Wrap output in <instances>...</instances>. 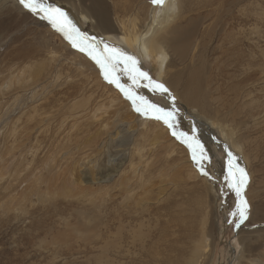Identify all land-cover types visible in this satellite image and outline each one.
<instances>
[{
    "label": "rangeland",
    "instance_id": "obj_1",
    "mask_svg": "<svg viewBox=\"0 0 264 264\" xmlns=\"http://www.w3.org/2000/svg\"><path fill=\"white\" fill-rule=\"evenodd\" d=\"M138 1L118 0V3L121 6L123 4V8L128 5H130L128 7H134ZM57 2L58 0H48V3L54 7ZM22 7L19 0H0V129L13 128L21 118L20 123L17 124L19 126L17 133L24 132L25 134L19 136L15 146H13L11 138L2 139L4 137H0V177L3 175L0 178V264H97L93 260V253L90 249L92 246L89 245V241L93 234L92 225L99 224L101 218H98V213L96 215L86 213L83 217L79 216L80 214L77 212L80 209L84 212L86 210L81 208L83 205L70 206V202L74 201L64 198L63 195L61 197L60 194H63L65 185H60V182L64 179L65 174L73 168L75 169L74 173L80 172L81 178H84L87 183L92 181L91 176L97 178L98 181H104L102 178L109 172L113 174L114 167L107 168L106 173L102 171L96 174L90 172V168L86 171H81V169L99 161L104 165V163L108 164L109 160L116 159L113 155L118 152L116 151L117 146L119 145V149L122 150L128 148L127 146L134 139L132 136H135L136 129H130L129 125L122 124L118 130L103 133L95 120L92 122L88 120L87 115L92 117L94 111L91 114L86 112L85 103L81 101L85 98L80 94H75L76 91L69 92V84L65 83L62 77L61 80L57 78V65L50 62L49 59L54 54L51 50L45 49V40L49 41L51 49L57 45V37H53L55 32L53 27L47 20L41 19L38 15L30 13ZM134 9L132 8V12L128 16L135 13ZM5 14H8L6 21L4 20ZM193 19L190 50L183 58L173 60L171 64L173 67L169 68V70L171 69L169 71L170 80L181 77L177 82L178 85L170 87L160 81L150 67L141 63L143 70L148 71L155 80L164 83L170 90L175 97L174 104L167 96L153 94L146 88H138L136 92L143 95L144 91H149L148 100L153 98L159 100L157 104L161 107L178 109L175 127L178 135L188 133L191 137L188 128H190L189 123L192 122L197 128L202 126L210 140H212V135H215L214 137L218 140L215 142L218 153L210 156L209 150L207 151L211 162L205 164V168L209 174L220 175L222 181L217 182L218 190H214L212 181H210L213 175L204 176L201 174L192 160V149L181 142L183 137L177 139L168 129L170 131L169 138L175 143V154L172 158L178 161L173 162L172 159H169L171 162L166 163L167 161L164 159L168 157V149L152 151L151 162H153L154 168L152 167L150 171L152 177L149 178V180L152 179L150 180L152 182L146 186L151 185L152 191L158 195V198L168 199L167 209L169 214H172L168 221L170 223L176 224L181 221L190 226L194 213L200 212L199 206L204 213L213 216L216 226L214 231L216 236V253L214 255L216 258L212 264H220L219 260L223 254L227 260L229 259L226 264H234L235 260L230 261L232 250H236V254H239L238 250L239 252L244 251V247L238 244L239 233L242 231L248 233L257 231L255 238L261 242L259 246L262 245L261 249L264 252V0H215L200 16L197 18L195 16ZM71 22L79 29L80 33L91 38L87 27L82 28V25L74 20ZM28 30L30 31L27 32ZM95 46L97 49L101 47L100 43ZM71 48L73 51H79L72 45ZM82 53L101 73L95 62L86 53ZM170 73H173L172 76ZM99 75L101 79H104L102 73ZM193 77L203 80L197 88L198 104L200 105L198 109L235 130L233 140L236 137L238 140L240 139L242 145L240 153L233 148L229 139H224L219 135L217 130L209 125V122L199 120L190 111V108H187L188 105H185L187 103L183 102L181 96L187 88L186 82ZM20 78L21 81L18 82ZM74 79L77 80V78ZM124 79L127 78H123L121 82ZM46 83L49 85L48 88ZM50 83L53 84V87ZM36 90L37 94L42 97L40 98L36 94L37 99L29 98V100L28 97L35 94ZM29 91L30 96H28ZM39 91H42L43 94H40ZM121 95L123 94L121 93ZM39 98L40 102H38ZM128 102L131 103L129 100ZM153 103L156 104V102ZM29 106L33 107L32 110ZM36 107L39 108L37 109L38 114L33 112ZM187 109H189L187 112L189 115L186 114ZM32 112L33 114H31ZM134 112L136 113V111ZM28 117H31L30 121ZM32 117L34 118L32 119ZM151 121L157 120L151 119ZM211 129L213 132L209 131ZM9 132L7 130V135ZM25 132L29 138L35 132L36 135L37 133L40 135L38 134V139H29L25 137L27 135ZM86 132L88 133L86 134ZM100 135L102 136L99 137ZM230 140H232L231 137ZM190 142L192 143V140ZM195 143L193 140V149H195ZM168 144L166 140L162 142V146ZM27 145L38 146V154H41L30 170L27 168L32 158L28 155L30 158L28 160L25 155L30 152ZM204 148L207 150V147L204 146ZM225 149L237 157L239 156L237 162L240 167L246 168L248 174V184L243 192L248 203L247 218L239 224V227H236V224L239 223L238 218L232 216V213L237 211L239 197L225 186L224 176L228 172V157ZM242 152L246 154L247 159L249 158L248 161L250 160V170L249 166L244 167L241 162L240 154ZM244 153L242 154L245 156ZM126 154L125 156V153L121 152L117 158L126 157L120 162L123 163V169L128 172L130 160L128 151ZM215 155L217 156L215 157ZM53 158L56 160L52 161ZM25 159L28 160V164ZM152 172L155 173L152 174ZM59 175H61V179L58 178ZM34 177L40 179L43 191L46 186H49L45 188V191L49 196L51 193V198L48 195L45 199L39 198L40 189L35 184ZM37 189L39 190L37 191ZM115 190L112 189L111 194L115 200L121 201L119 200L120 195H118L120 194L119 188ZM162 190L164 191L160 194ZM207 190L209 193H206ZM135 192L137 193V196H134L135 200L140 199L144 193L137 188ZM52 201L53 203L58 202V204H53ZM50 203L56 204V213L51 211L53 205L50 206ZM150 203L154 202L150 201ZM42 206L44 212H39ZM19 208H27V213H19ZM91 220L95 222L88 223ZM191 230L194 229L191 228ZM94 232L96 231L94 230ZM185 247L187 250H191L194 245L187 244ZM160 249L161 257L165 256V251ZM236 254L235 257H239ZM167 255L170 260H173L172 254L168 252ZM116 263L126 264L119 261Z\"/></svg>",
    "mask_w": 264,
    "mask_h": 264
},
{
    "label": "bare ground",
    "instance_id": "obj_2",
    "mask_svg": "<svg viewBox=\"0 0 264 264\" xmlns=\"http://www.w3.org/2000/svg\"><path fill=\"white\" fill-rule=\"evenodd\" d=\"M214 1L215 0H166L164 7L160 8L158 6H153L150 0H139L136 6L128 7L130 6L128 5L127 7L123 8V4L121 6V4L118 3V0H58L55 7H59L63 11H65L68 14V18L79 22L82 25V28L87 27L89 36L91 38H96V44L99 43V41H103L109 45L120 47L126 51L131 52L133 55H136L141 59L144 66L150 67L151 70L156 73L157 78L160 81L172 87L178 85L177 82L181 77H178L176 79L174 78L175 80H170L169 71H171V69L169 70V68L171 67L173 60H179L183 58L190 50V41L192 38V35H190V33L191 24L194 21L193 17L195 18L196 16L197 18L198 16H200L204 10L208 9L214 3ZM132 8H135V13L128 16V14L132 12ZM16 9L18 8L16 7ZM7 15L4 20L8 17ZM29 31L30 30H28L27 32ZM54 31L53 37H57V45H54L51 49L49 47V41L45 40V49L49 51L51 50V52L54 54V57L52 56L49 59L50 62H54L55 65H57V78L60 79L62 77L63 81L69 84V92L76 91L75 94H80L82 97H84L85 99L81 101L85 103L84 107L87 108L86 112L88 111L91 114L94 111L92 117H98L94 119L91 116L87 115V117L89 118L88 120H90V122H92V120H95L100 126V131L103 133L111 132V130H118L122 124L129 125L130 129H136L134 131L136 132L135 136H132L134 137L133 141L131 140L132 142H130V145L128 143L129 146H127L126 144L128 148L122 150L121 148L119 149L118 145V149L116 148L117 150L113 149L114 151H118L113 155L116 159L109 161L107 160L108 164L103 162L104 165L100 163L101 161H99L92 166H86V168L81 169V171H86L89 170L88 168H90V172H94L96 174L98 172L101 173L102 171H105L106 173L107 168L114 167L112 171L113 174L109 172L105 175L104 178H102L104 181H98L97 178L91 176L93 178L92 181L87 183L84 178H81L80 172L74 173L75 169L73 168L65 174L64 179L60 182V185H65L63 194H60L61 197L63 195L64 198L74 201L70 202V206L76 207V205H83L81 208H84L86 210L84 212L80 209L77 212L78 214H80L79 216L83 217V215L86 213L92 215H96V213H98V218H101L99 224L92 225L93 231H91L93 232V234L91 235V239L89 241V245L92 246V248L90 249L91 253H93L94 262L97 264H117V261L126 264L214 263V259L216 258L214 255L216 253V236L214 233L216 226L213 216L204 213L201 206H199L200 212L194 213L193 221L190 226L183 224V222L181 221L176 224L170 223L168 221L171 219L172 214H169V211L167 209L168 199L158 198V195H156L152 191V186H146V184H150V182H152L150 181L152 179L149 180L151 176L150 171L154 166L153 162H151L152 151L163 148L168 149V157L164 159L165 161H167L166 163L171 162L169 161V159H172L173 162L178 161L177 159L172 158V156L175 154V143L172 142V140L169 138V132L171 130L169 131V128L162 121H151L150 118H145L139 113H135L132 104L129 103L123 95H121L119 90L117 91L116 87L106 83L103 78L101 79L99 75L101 74L100 71L91 62V60L88 59V57L84 56L83 53L81 54L80 51H73L70 41L55 29ZM58 61L59 63H57ZM74 78H77V80H75ZM20 81L21 78L18 80V82ZM56 81L59 83L57 79ZM202 81V79H197L195 77L189 78V80L186 82L187 88L183 91V95L181 96L183 102L187 103L185 104L188 105L187 108H190V111L199 120L209 122V125H212V127L217 130L219 135H221L224 139H229V141H231L234 146L233 148L238 151V153H240V150L242 149L240 139L238 140V137H236L233 140L235 130L230 129L229 126L220 123L210 115L198 109L200 105L198 104L199 95L197 93V88L202 84ZM129 82L130 81H128L127 79H124L122 83L129 84ZM55 83L56 82L54 81V84ZM46 84L48 85V83ZM51 86L53 87V84ZM46 87L48 88L49 85ZM44 88L45 87H43V89ZM30 91L28 93V96H30L31 94ZM37 93L38 91L36 90V93L32 94V96L28 97V99H37L35 97ZM39 93L43 94L42 91H39ZM88 94L91 95L89 96ZM143 96H145L146 98L150 96L149 91H144ZM40 98L38 99V102H40ZM149 100H151L152 102H156V104L159 101L153 98H150ZM37 107L35 108V110H33L35 114H38L37 109L39 108ZM32 108L30 110H32ZM188 110L189 109L186 110L187 115H189L187 113L189 112ZM33 112L31 114H33ZM33 116L35 117V115ZM34 117H32V119ZM20 119L21 118L18 119V123H20ZM30 119L31 117L29 118V121ZM192 123H189L190 128H188L191 137H196V139H198L203 146L207 147V151L209 150L210 154H208L210 156L211 154L213 155L214 153H218L216 151L218 147L215 144V142L218 140L214 137L215 135H212V140H210L206 132L203 130L202 126H199V128H197ZM17 124L14 125L13 128L8 127L5 130H3L4 128L0 129V137H4L2 139L11 138L13 140H11L13 142V146H15L14 144L17 142L19 136H23L24 134V132L17 133L19 128ZM24 129H26V127H24ZM7 130L10 131L8 135ZM209 131L213 132V129ZM35 133H33L30 138L26 133L27 135L25 137H28L29 139H38L40 134L37 133L36 135ZM87 133L88 132H86V134ZM101 136L102 135H100L99 137ZM230 137L232 138V140H230ZM164 140H166V143L169 144L166 146H162V142ZM92 143L94 142L92 141ZM27 147L30 148V152L29 154L25 155H27L28 160H30L29 157H31L32 159L29 164L27 159H25L26 161H24L28 164L27 170H30L35 160L41 154H38V146L27 145ZM127 151L130 159L128 164V172L123 169V163L120 162L122 161V159L125 160L126 157H123L122 159H120L119 157L117 158V156L121 152L125 153L126 156ZM242 153L240 154V159L242 157L241 162H243L244 167L249 166L250 170V160L248 161L249 158L247 159L246 154L244 153V156ZM28 155L30 156L28 157ZM216 156L217 155H215V157ZM55 160V158L52 159V161ZM118 161L121 163L120 166V163ZM215 168L217 167L215 166ZM56 172L58 174L57 170ZM153 173L155 172H152V174ZM224 173L226 172L224 171ZM212 175L213 177L212 179H210V181H212L213 189L218 190V188H216L217 182L222 181L220 179L221 176L215 173ZM2 177L3 175H1L0 178ZM58 178L61 179V175H59ZM115 178L119 179L117 180ZM34 179L35 184H37L40 189L39 198L45 199V197L48 195L45 191V188L49 186H46L43 191L41 187L43 184H41L40 179L37 177H34ZM117 188H119L120 194L118 195H120L119 200L121 201L115 200L113 195L111 194V190H117ZM136 188L144 192L140 196V199L137 200L134 199V196H137V193L135 192ZM39 189H37V191ZM48 190H50V188ZM163 191L164 190H162L160 194H162ZM206 193H209V190H207ZM34 194L36 193L34 192ZM50 196L48 195V197ZM19 201L21 202V199ZM150 201H153L154 203H150ZM54 203L58 204V202ZM53 204L50 203V206ZM26 209L19 208V210H17L19 211V213H27ZM42 209H44L43 206L41 207L39 212H44L42 211ZM51 211H54L56 213V204L51 206ZM92 222L95 221L91 220L88 223L92 224ZM191 228H193L194 230L192 231ZM94 230L96 232H94ZM256 234L257 231L250 233L242 231L239 233L238 244L244 247V251L239 252L238 250L239 254H236V250H232L233 254L230 257L231 262L235 260L234 264L263 263L264 252L261 249L262 245L259 246L261 242L255 238ZM169 238L171 239L169 240ZM161 241L162 243H160ZM187 244H192L194 245V247L191 250H187V248L185 247V245ZM160 248L165 251V256L162 255L161 257ZM168 252L172 254L173 260H170L169 256L167 255ZM235 254L239 255V257H235ZM141 255H144L145 257H142ZM228 260L227 257L223 254L220 257L219 263L226 264V261Z\"/></svg>",
    "mask_w": 264,
    "mask_h": 264
},
{
    "label": "snow or ice",
    "instance_id": "obj_3",
    "mask_svg": "<svg viewBox=\"0 0 264 264\" xmlns=\"http://www.w3.org/2000/svg\"><path fill=\"white\" fill-rule=\"evenodd\" d=\"M150 2L153 6L163 8L166 0H150ZM19 4L30 13L47 20L57 32L70 41L72 47L86 53L100 68L105 81L115 86L131 102L137 113L145 118L162 121L177 139L183 137L181 142L192 149V160L201 174L209 176L205 164L211 162V157L204 146L195 137H189L188 133L178 135L175 131L178 109L161 107L136 92V89L142 87L153 94L167 96L173 104L175 101V97L164 83L155 80L148 71L143 70L140 58L129 54L123 48L111 46L103 41L99 42L101 47L97 49L95 46L96 38H89L86 34L80 33L79 29L68 18V14L61 8L49 4L48 0H19ZM125 77L131 82L130 84L121 82ZM191 140L196 142L195 149H193ZM225 151L228 157V172L224 177L225 186L239 197L237 211L232 213L233 217L238 218L239 223L236 224V227H239V224L247 218L248 203L243 192L248 184V174L237 162L239 158L231 151L227 149Z\"/></svg>",
    "mask_w": 264,
    "mask_h": 264
}]
</instances>
